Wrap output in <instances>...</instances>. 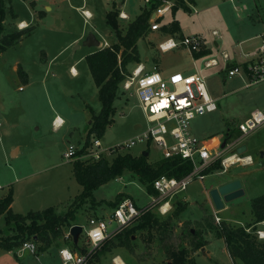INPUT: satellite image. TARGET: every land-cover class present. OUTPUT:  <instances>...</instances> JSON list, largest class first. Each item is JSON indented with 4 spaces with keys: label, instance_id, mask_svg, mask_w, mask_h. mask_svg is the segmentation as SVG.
Returning a JSON list of instances; mask_svg holds the SVG:
<instances>
[{
    "label": "rangeland",
    "instance_id": "obj_1",
    "mask_svg": "<svg viewBox=\"0 0 264 264\" xmlns=\"http://www.w3.org/2000/svg\"><path fill=\"white\" fill-rule=\"evenodd\" d=\"M12 1L13 9L19 15L18 19L26 20L35 28L21 42L0 55V184L3 187L0 195L15 186L13 210L18 213L42 210L48 206H56L58 212H63L74 196L80 193L82 187L72 174V161L63 158L62 153L69 144L80 148L84 143L91 109L99 112L101 102L90 75L72 77L68 66L61 63L73 55L72 47L61 52L54 65L46 72L43 82L41 78L45 71L39 62L40 59H44V55L41 52L43 48L46 49L51 58L56 50L78 37L84 28L91 30L102 41L106 40L104 44H111L115 34L112 28L106 25L104 12L113 6V2L86 0L87 7L94 12V17L89 21L96 26V30L93 31L89 24L86 25L78 13L67 5H64L61 11L52 10L42 19L34 12L30 3L44 12L43 4L49 0ZM73 1L78 4L82 2ZM122 1L116 0L114 6H118ZM124 2L128 13L139 8V0ZM7 17L6 32L17 27L13 26L12 16ZM173 17L179 21L185 33L196 34L201 38L202 49L210 50V53L200 57L216 56L218 60L216 66L202 69L207 89L216 99L217 109L195 117L190 124L194 135L201 139L208 138L213 143L225 134L228 128L235 131L238 123L250 110L264 107V81L247 86L242 75L237 74L228 78L226 72L221 71L223 63L220 56L221 51H226L231 59L229 66L241 64L246 59L245 52L258 44L259 38L255 35L263 31L264 0H196L191 3L189 10L178 9ZM171 18L172 12L168 11L163 20ZM118 22L125 28L126 23L119 18ZM162 28L164 30V27ZM82 37L78 40L81 44L78 53L85 50L83 45L85 38L83 40ZM165 38L166 35H161L152 38L153 42L150 38L144 37L140 40L138 46L141 56L147 54L150 57L147 69L158 66L159 71L167 76L177 71L189 74L203 67L204 60L200 58L195 60L193 54L183 47L164 53L151 47L153 43L157 47ZM102 47L104 46L101 45L100 48ZM143 57L139 62L128 63L127 70L133 63L135 66L143 62ZM18 66L28 67L32 72L33 78L31 77L28 84L23 82L17 73ZM114 105L113 121L106 127L101 138L104 146L128 140L147 126L145 114L139 106L134 90L125 89L123 81L119 84ZM58 115L65 123L53 129L52 120ZM242 141L247 145V151L243 154L251 155L252 164L236 163L224 172L221 171V167L205 174L203 179L194 178L185 190L168 198L170 209L166 214H161L157 209L161 202L157 200V192L148 191L147 186L136 174L125 171L120 177L94 191L96 200H103L104 203L95 207H90L88 203L84 204L76 211L74 225L86 227L91 218H105L108 221V216L113 210L108 202L115 201L119 196L120 202L131 199L138 208L150 207L159 220L171 218L172 241L177 246L189 248L190 255L198 253L197 264H214V260L220 264H232L226 253L224 240L218 238L215 231L207 227L204 218L207 214L213 223L217 224L216 215L220 222L226 220L234 225L243 224L251 218L250 201L264 194V125ZM145 146L139 143L124 153L138 155ZM17 148L18 153L14 156V150ZM107 159L110 162L113 157ZM160 159L161 150L152 144L149 147L148 162L154 164ZM237 175L243 185L244 194L230 201H223L224 207L217 209L210 196V190L231 181V177ZM181 204H185L183 211L172 216L175 208ZM116 226L115 222L109 223L108 231L114 230ZM188 228L200 236L204 246L206 241L203 238L207 237L212 260L201 256L202 251L199 249H191V237L185 233ZM257 228L261 229L258 226ZM67 231L63 228L61 234L53 238L51 246L44 251L39 249L42 242L37 241L35 254L26 253L18 257L15 253L16 248L11 250L12 252L0 250V264H60L57 254L63 246L74 247L77 243V248L86 250L89 247L83 226L76 239L73 236L67 238L65 236ZM121 231L117 233L121 234ZM12 232L3 217H0V238ZM115 234H110L107 238ZM157 236V232L154 231L153 239L149 241L147 230L135 232L130 239L133 251L122 245L110 246L111 243L107 244L110 248L100 249L107 239L105 238L98 247V250H101L99 255L90 264H114L116 257H120L126 264H164L168 258ZM113 241L119 244L120 239L115 236Z\"/></svg>",
    "mask_w": 264,
    "mask_h": 264
},
{
    "label": "trees",
    "instance_id": "obj_2",
    "mask_svg": "<svg viewBox=\"0 0 264 264\" xmlns=\"http://www.w3.org/2000/svg\"><path fill=\"white\" fill-rule=\"evenodd\" d=\"M11 0H0V55L8 48L19 43L22 37L29 33L31 27L24 29H14L6 32L4 21L7 14L15 17L13 8L9 5ZM164 0H150L147 6L132 20L124 34L119 29L116 16L117 11H110L106 15V23L109 25L117 36L118 41L108 47H103L86 55L85 59L88 64L93 82L98 88V98L101 102L99 112L91 109V120L86 126V138L81 149L77 154H82L89 145L92 137L102 138L106 127L113 121L115 113L114 102L118 96L119 84L125 78L127 64L132 61H140L137 50V41L140 37L146 35L150 30L151 13L160 6ZM194 0H174L171 7L172 13L178 9L189 10V4ZM166 33L181 35L180 26L177 20L163 25ZM210 53L207 48L197 53H193L195 58ZM21 78L24 77L23 70L17 69ZM25 82V81H24ZM232 130H226L225 136L229 137ZM144 151L148 152L149 147ZM142 151L138 155L130 153L118 154L109 162L102 157L96 161L75 159L72 161V172L76 181L82 189L79 194L74 196L68 204L67 209L58 212L54 206H48L42 210H30L25 214L13 212L10 205L13 201V189L0 198V217H3L5 224L13 231L12 234L0 238V248L11 251L16 248L22 241L29 238H35L41 241L40 251H44L52 244V239L57 238L66 228L69 230L74 225L76 211L84 204L95 207L103 204V200H96L94 191L101 185L120 177L125 171L136 174L139 179L147 186L148 191H155L153 181L161 176H173L180 178L189 173L193 165L191 161L181 160L179 158H163L154 164L148 162V155L145 156ZM219 161L214 162L203 172L208 174L213 170L221 168ZM156 192V191H155ZM120 195V194H119ZM117 196L113 202H108L113 208L119 205L120 199ZM185 208V204L177 206L172 216L178 215ZM251 220L243 224L234 225L226 220H221L219 224L213 223L211 217L205 215L207 227L215 231L218 238H222L233 262L240 260L243 264H264V239L256 235L257 224L264 221V194H261L250 201ZM249 229V230H247ZM139 230H147L148 240L153 239V232H157V240L161 247L164 248L168 261L164 264H196L194 258L190 257V250L186 246H177L171 238L173 230L171 227V218L159 220L151 211V208H144L139 215L135 216L121 234L117 233L113 237L107 238L101 248H110V246L119 245L133 251L131 237ZM191 237L190 245L192 250L200 249L204 246L200 236L188 228L185 232ZM120 235V236H119ZM187 235V236H188ZM120 239L119 244L114 243V238ZM112 239V240H111ZM75 243V242H74ZM111 243L110 246H107ZM69 247V246H68ZM72 250L83 253L85 248H77V243ZM99 248H95L89 254L90 263L99 255Z\"/></svg>",
    "mask_w": 264,
    "mask_h": 264
},
{
    "label": "built area",
    "instance_id": "obj_3",
    "mask_svg": "<svg viewBox=\"0 0 264 264\" xmlns=\"http://www.w3.org/2000/svg\"><path fill=\"white\" fill-rule=\"evenodd\" d=\"M146 3L150 0H144ZM174 4V0H164V2L154 10V17L150 19L151 30H160L161 26L158 18L163 17ZM191 4H189L190 7ZM81 15L87 22L91 18V13L81 8ZM120 18H126V14L120 12ZM22 22L17 24L19 29L29 26H22ZM214 33H216L214 31ZM177 35V34H176ZM170 34L157 45L162 52L183 47L189 52L197 53L202 50V40L196 34H186L181 37ZM259 44L252 50L245 52L246 59L241 64H233L226 51H221L222 59L221 71L226 72L228 78L237 74L242 75L246 80V85L264 81V24L263 31L259 35ZM110 44L105 43L104 47ZM198 60V58H195ZM204 60L203 67L196 69L195 72L183 74L173 72L164 76L157 66L147 69L143 63H138L132 70L125 75L123 86L125 89H133L139 101V106L145 114L147 126L137 135L128 140L118 142L112 146H104L101 139L92 137L89 145L82 154H77L78 148L74 144H69L62 155L67 161L75 159L96 161L102 157H115L128 151L139 143L145 144V148L155 144L161 150L163 158H179L185 161H191L193 168L186 175L176 178L173 176L161 175L157 177L152 185L158 194L157 200H161L157 209L161 214H166L170 209L168 198L175 193L185 190L188 183L194 178L203 179L206 175L203 172L214 162L219 161L222 166V172L230 166L240 163L250 165L253 163L249 154H239L236 149L242 145V140L250 133L264 125V107L254 108L249 111L247 116L238 123L235 132L226 137L223 134L216 142H210V139H201L191 131V121L197 117L217 109L216 99L209 93L206 85V77L202 73L203 68H211L218 64L216 56L200 57ZM72 72V68L70 69ZM179 77V79H174ZM58 116L52 120L53 128H59L61 124L57 121ZM231 130V129H230ZM223 140L225 141L222 146ZM235 160L228 161V158L234 157ZM155 202L156 199H153ZM168 205V206H166ZM144 208H138L131 199L122 200L119 205L113 208L109 219L91 218L85 230L89 247L86 252L80 253L72 250L68 246L59 249L61 264H90L89 254L110 234L121 231L129 222ZM217 224L220 218L215 215ZM115 222L116 228L108 231V224ZM72 227V226H71ZM249 230V229H247ZM96 233H99L97 236ZM258 238L264 239V230H256ZM65 236L71 235L70 229ZM18 257L24 254H35L37 252V240L29 238L22 241L15 249ZM115 261V259H114ZM116 263V262H115ZM117 264V263H116Z\"/></svg>",
    "mask_w": 264,
    "mask_h": 264
},
{
    "label": "crops",
    "instance_id": "obj_4",
    "mask_svg": "<svg viewBox=\"0 0 264 264\" xmlns=\"http://www.w3.org/2000/svg\"><path fill=\"white\" fill-rule=\"evenodd\" d=\"M112 2H113V6H111L109 9H106L105 10V23H106V15H107V13L108 12H110V11H117V16H116V20H117V23H118V26H119V29L121 30V32H122V34H124L125 33V31H126V28H127V26H128V24L132 21V20H134L135 19V17L138 15V14H140L141 12H142V10L147 6V4L148 3H146L144 0H139V8L135 11V12H132V13H128V11H127V8H126V5H125V0H123L122 2H120V3H118V6H114V3L116 2V0H111ZM196 0H194V2H195ZM118 2V1H117ZM193 2V3H194ZM12 3L14 4V2L11 0L10 2H9V4H7L8 5V7H9V5L13 8V6H12ZM87 1L86 0H82V2L80 3V4H78V3H76V1H73V0H49V1H46L43 5H44V12H41L40 10L41 9H38L37 7H35V4H33V3H30V5H31V7L33 8V10H34V12L39 16V17H42V19L43 18H45L46 16H47V14H50L51 12H52V10H55V11H61L62 10V7H64V5H67L70 9H74V11H76L77 13H78V15L81 17V19H83V22H85V24L86 25H88L89 24V27L90 28H92L93 29V31L94 30H96V26L95 25H93V24H90L91 22H89L93 17H94V12H92V10L91 9H89L88 7H87ZM93 7V6H92ZM81 8H84V9H86V10H88L90 13H91V18L86 22L85 20H84V18L81 16ZM14 10V9H13ZM15 12V14H16V16L15 17H12L13 19H14V22H13V26L14 25H17L19 22H21V21H23L24 23H28L29 24V22H27L26 20H24V19H18L19 18V15H18V13H16V11H14ZM120 12H123L124 14H126V18H120L119 16H118V14L120 13ZM170 12H172L171 10H170ZM168 13V12H167ZM154 11L151 13V16H150V19L151 18H153L154 17ZM9 14H7V16H8ZM131 16V17H130ZM174 13H172V18L171 19H168V20H166V21H164L163 20V17H160V18H158V21H159V23H160V26H161V28H160V30H150L146 35H144V36H142V37H140L139 39H138V41H137V50H138V53H139V60H140V58H142L143 56H141V54H140V51H139V42H140V40L144 37V38H150V41H152L153 42V40H152V38H155V36H160L161 37V35H166V37L167 36H169L170 35V33H166L165 32V30H163V25H165V24H168V23H170L172 20H177V19H175L174 17ZM118 18L123 22V23H126L125 24V28H122L121 26H120V24H119V22H118ZM41 19V20H42ZM7 20H8V17L5 19V21H4V25H5V29L7 30V28H6V23H7ZM178 21V20H177ZM178 23H179V21H178ZM106 25H107V23H106ZM30 27H31V30L29 31V33L28 34H26V35H24L23 37H22V39L19 41V42H21L26 36H28V35H30L32 32H33V30H34V26H33V24L31 25H29ZM179 26H180V32H181V35H186V34H190V33H185L184 31H183V27H181V25H180V23H179ZM85 27V26H84ZM14 29H19L18 27H16V28H13V30ZM113 30V29H112ZM12 31V30H11ZM7 32H10V31H7ZM113 32H114V34H115V31L113 30ZM88 33V34H87ZM261 33H262V31H261ZM260 33V34H261ZM89 34H94V33H92V31L91 30H88L87 28H84L82 31H81V34H79V36L78 37H75V38H73V39H71L70 41H68L67 43H66V45L64 46V47H62V48H60V49H58V50H56V52L54 53V55L50 58L49 56H48V52L46 51V49H42V52L41 53H43V55H44V59L43 60H41L40 59V62L39 63H41V67H42V69H44V73H43V76H42V78H41V80H42V82L45 80V74H46V72L48 71V69H50L53 65H54V61H56L58 58H59V55L61 54V52L64 50V49H67V48H70V47H72V51H73V55L72 56H70V57H68V58H66L64 61H62L61 63H63V64H65V66L67 65L68 66V70L70 71V69L72 68V72L73 73H71L70 72V75L72 76V77H80L82 74H86L87 76H91V73H90V70H89V67H88V64H87V62H86V59H85V57H86V55H88V54H90V53H92V52H94L95 50H97V49H99L100 47H101V45L102 46H104V42H106V40H104L103 39V41L101 40V39H99V38H97L96 37V35H95V37H96V39L99 41V47H97V46H94V45H86L84 42H85V40L87 39V37L89 36ZM177 34V33H176ZM175 34V35H176ZM260 34H257V35H255V37H257V38H259V35ZM100 35H101V33H100ZM178 35V34H177ZM176 35V36H177ZM83 36V37H82ZM83 38V40H84V38H85V40L83 41V45H84V49L85 50H82L81 52H79L78 53V51H80L81 49H80V47H81V44H79L80 43V41H78L80 38ZM178 37V36H177ZM179 37H181V36H179ZM118 41V39H117V36H116V34H115V39H114V41H111V44L112 43H114V42H117ZM260 41V40H259ZM110 44V45H111ZM154 45H152L151 47L152 48H157L158 49V47H156V44L155 43H153ZM217 44V43H216ZM258 44H259V42H258ZM257 44V45H258ZM256 45V46H257ZM255 46V47H256ZM255 47H253V48H255ZM103 48V47H102ZM253 48H251V49H249L248 51H250V50H252ZM9 49V48H8ZM186 49V48H185ZM173 50V49H172ZM158 51H160V50H158ZM169 51V50H168ZM248 51H246V52H248ZM166 52V51H165ZM162 53H164V52H162ZM159 55H160V52H158V57H159ZM194 56V55H193ZM195 58V57H194ZM200 58V57H199ZM143 62H141V63H143L144 65H145V67L146 66H149L148 64H147V61L150 59V57H149V55H147V54H145L144 55V57H143ZM133 62H139V61H133ZM18 63V62H17ZM19 64H21V62H19ZM134 64L135 63H133V66H134ZM132 66V67H133ZM18 67H20V66H18ZM18 67H17V69H18ZM132 67H130L128 70H130ZM22 70H23V72H24V77L22 78V81L24 82L25 81V83H27L28 84V82H29V80L31 79V77L33 78V74H32V72L28 69V67H20ZM153 68V67H152ZM157 69H158V66H157ZM75 70V71H74ZM128 70H127V72H128ZM159 70V69H158ZM17 73H18V71H17ZM91 78H92V76H91ZM22 87H19V89H21ZM96 89H97V94H98V88L96 87ZM95 112V111H94ZM59 116V115H58ZM91 117V116H90ZM90 120H91V118L89 119V122H88V125H89V123H90ZM64 123H65V121H64ZM63 123V124H64ZM54 129V128H53ZM228 130H229V128H228ZM231 131V130H230ZM232 133H236L235 131H232ZM208 139V138H207ZM84 144V143H83ZM82 144V145H83ZM244 143L242 142V145H243ZM82 145H81V147H82ZM246 145V144H245ZM246 148H247V145H246ZM146 148H143L142 149V151H144ZM15 151V153L13 154L14 156L18 153V148L17 149H15L14 150ZM13 151V152H14ZM141 151V150H140ZM141 151V152H142ZM140 152V153H141ZM214 171V170H213ZM72 174H73V172H72ZM239 177V175H237V176H235V177H231V179L232 180H235V179H237V180H239L240 181V179L238 178ZM231 180V181H232ZM229 182V181H228ZM226 183V182H225ZM241 183V182H240ZM224 184V183H223ZM2 186H1V184H0V190H2ZM241 188L244 190V188H243V185H242V183H241ZM15 186H13V201H12V203H11V205H10V207H11V209H12V211L13 212H15L14 210H13V203H14V201H15V197H16V191H15ZM82 189V188H81ZM81 191V190H80ZM7 192H5V193H3V194H1L0 195V198L1 197H3L5 194H6ZM56 207V206H55ZM223 207H224V205H223ZM26 213V212H25ZM25 213H22V214H25ZM250 220H251V218H250ZM249 220V221H250ZM257 226L259 227V228H261V229H259V230H264V221H261V222H259L258 224H257ZM217 238V237H216ZM205 241H206V244H205V246H203L201 249H199L200 250V252L202 251V254H201V256L202 255H204V256H206V257H208V258H210L211 259V257H212V252H210V250L208 249V242H209V240H207V237H204L203 238ZM220 239H222V238H220ZM208 241V242H207ZM224 244H225V242H224ZM0 250H4V249H2V248H0ZM225 250H226V253H227V255H228V257H229V259H230V261L232 262V264H243L240 260H237L235 263L233 262V260H232V258L230 257V255H229V253H228V250H227V248H226V244H225ZM5 251H7V250H5ZM9 252H12V251H9ZM195 252V251H194ZM42 253V252H41ZM17 256V255H16ZM197 256H199L198 255V253H194V255H190V257H192V258H194V260H195V262H196V264H197ZM36 257H38V256H36ZM57 259L59 260V262H60V264H61V261H60V257H59V254H57ZM212 260V259H211ZM114 262V261H113ZM114 264H116L115 262H114ZM124 264H126L125 262H124ZM214 264H220L217 260H214Z\"/></svg>",
    "mask_w": 264,
    "mask_h": 264
},
{
    "label": "water",
    "instance_id": "obj_5",
    "mask_svg": "<svg viewBox=\"0 0 264 264\" xmlns=\"http://www.w3.org/2000/svg\"><path fill=\"white\" fill-rule=\"evenodd\" d=\"M154 15V14H153ZM86 45H94L98 46L99 41L94 37V34H89L87 39L84 42ZM226 140H223L222 146H224ZM237 153L242 154L247 151L246 145L243 144L238 146L236 149ZM143 154L145 156L148 155L147 151H144ZM244 194V190L241 188V183L239 180H233L222 184L219 187L213 188L210 190V196L213 200V203L217 209L223 208V201H230L234 198L242 196ZM82 232L81 225H73L70 228V233L74 239L77 238V235Z\"/></svg>",
    "mask_w": 264,
    "mask_h": 264
},
{
    "label": "bare ground",
    "instance_id": "obj_6",
    "mask_svg": "<svg viewBox=\"0 0 264 264\" xmlns=\"http://www.w3.org/2000/svg\"><path fill=\"white\" fill-rule=\"evenodd\" d=\"M22 26H26L24 22H22ZM57 121L59 122V124H61L60 126H62L64 123L63 119L60 116H58ZM234 158H236V156L228 158L227 162H230V160H235ZM114 262H116L117 264H124V261L120 257H116Z\"/></svg>",
    "mask_w": 264,
    "mask_h": 264
},
{
    "label": "snow or ice",
    "instance_id": "obj_7",
    "mask_svg": "<svg viewBox=\"0 0 264 264\" xmlns=\"http://www.w3.org/2000/svg\"><path fill=\"white\" fill-rule=\"evenodd\" d=\"M174 79H179V77H175ZM96 235L98 236V235H99V233H96Z\"/></svg>",
    "mask_w": 264,
    "mask_h": 264
}]
</instances>
